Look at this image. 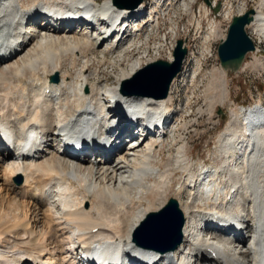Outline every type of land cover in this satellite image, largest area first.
<instances>
[{
  "label": "bare ground",
  "instance_id": "1",
  "mask_svg": "<svg viewBox=\"0 0 264 264\" xmlns=\"http://www.w3.org/2000/svg\"><path fill=\"white\" fill-rule=\"evenodd\" d=\"M65 6L76 13L86 8L103 30L80 20H50L51 26L40 17L41 8ZM100 7L96 0H0V51L4 52L0 57V126L9 124L24 135L33 130L36 139L43 141L23 157L0 148V264H77L75 239L86 244L82 247L92 242L98 247H122L116 264H144L150 258L132 247L131 240L145 217L162 210L168 197L176 200L185 224L181 244L167 253L165 261L193 246L214 248L231 264H264V127L258 126L264 121L260 110L264 104L259 100L254 107L235 106L229 98L227 71L214 70L210 113L216 102L231 101L233 106L210 153L218 165L191 164L185 143L177 147L172 164H154L162 147L177 146L174 138L173 144L166 139L178 121H170L175 113L167 99L176 84L163 100L132 94L125 100L118 90L121 82L153 60L144 48L147 41L138 44L144 50L140 57L131 61L129 55L137 48L134 41L157 29L156 1L142 26L146 5L118 9L107 0ZM254 10L249 35L263 42L264 0H257ZM169 12V8L161 10L164 17ZM27 17L39 20L38 25L24 27ZM100 18L109 20L112 36ZM145 26L149 34L147 30L142 34ZM200 41L197 55L205 61L212 55V42L208 37ZM110 55L125 65L118 66L117 84L107 87L97 79L98 68L91 70L89 64L99 56L102 65ZM248 68L255 72L264 68V56L255 58L253 64L245 62L240 72ZM196 74L194 69L192 76ZM55 75L57 82L51 80ZM112 102L123 116L134 112L146 122L163 125L162 129L157 135H145L137 146L112 154L116 140L104 141L100 131L104 107ZM110 118L107 128L118 122L115 115ZM61 127L77 136L94 134L95 159L60 153L56 143ZM177 173L181 175L178 183L174 180ZM17 178L22 179L19 186ZM215 215L222 217L225 227H229L226 219H244L247 232L222 245L196 236L197 225L203 220L213 222ZM75 231L81 232L77 238Z\"/></svg>",
  "mask_w": 264,
  "mask_h": 264
},
{
  "label": "rangeland",
  "instance_id": "2",
  "mask_svg": "<svg viewBox=\"0 0 264 264\" xmlns=\"http://www.w3.org/2000/svg\"><path fill=\"white\" fill-rule=\"evenodd\" d=\"M96 1L98 2L99 6L102 7L107 0ZM245 1L248 6L247 10L253 8L257 2V0H232L233 4H239L240 2ZM151 2L152 0L148 1L149 4ZM176 2L177 6L173 13L174 16L173 18H171V20L168 21L165 19L163 21H157V23H159L158 27L152 34L150 33V31H148L147 34L150 33L149 36H146V38L142 37L144 39L141 38V41L133 42L137 43V48L130 53L129 60L134 61L136 58L140 57L143 54L144 50L139 49V46L141 45L138 44L144 43L145 41H147L148 44H146L144 48L148 49L149 57L153 59L152 62L158 60H167L168 62H170L168 60V52L175 48V43L178 40H187L190 47L196 44V27L198 21H200V18L198 17L199 15L196 12L197 8L203 3V0H176ZM187 3L188 5L190 4L189 8H185L184 6V4ZM144 23L145 20H142L139 25L142 26ZM146 29L147 27H144L143 31H145ZM170 29H172V31ZM200 42L201 41L199 40L197 45L199 47L198 50H196V54L201 48ZM260 47V49L263 50L262 55L264 56V49H262L263 46ZM216 52L217 46L215 44L212 48V55L206 57L205 60V62H209L208 64H206L209 67L218 66L217 57L215 56ZM171 53L172 52H170V54ZM258 57L259 56H249V58L247 57L246 61L249 64H253L255 58ZM98 59H100L99 56L97 59H92L89 66L91 70L98 68L100 75L97 79L98 81H100L99 83L107 87L112 84H117V75L120 70L118 66L123 67L125 65L124 61H118L110 55L102 65H99ZM147 65L148 64H144L141 69ZM191 68H189L187 73H184L183 77L177 83L178 85H176V88H173V94H171V96L167 98L170 101L169 108L175 113V118L171 117L170 121L174 119H178V121L169 129L170 133H167L166 139L167 142L171 143L174 138L177 146H171V150H169L168 144L162 147L159 151V156L154 162V164L156 165H165L167 164V162L172 164V159L175 157L177 147H179L183 143L187 144L188 146L187 151L191 164L200 162L207 165L216 164L217 166L219 163L217 159L210 155V153H212L215 148L217 137L222 132L225 126L224 121L225 119L227 121L226 117H228L230 108H232L233 106H230L231 101L229 102V104L227 103L222 105H219V103L216 102L214 113L211 114L210 108L208 107L210 106L212 99L210 86L212 85L213 74H211L210 79L209 74L206 75V70H201L202 74L200 73L195 80L197 81V85L193 83L195 86H192V84L189 82L190 79L187 78V75L189 74ZM67 71L71 74L76 73V71L70 68H67ZM227 74L229 75L230 79L229 98L231 97L232 103L235 104V106L241 107L244 105V107H254V105H256L259 100H261L264 104V68L256 72L248 68L243 72H239L236 74ZM199 78H201L200 82ZM183 80H185L186 82ZM123 82L120 83L119 90L121 89V85L123 84ZM125 89L128 91L134 90V88L131 86L126 87ZM173 143L174 142H172V144ZM180 176L181 175L179 173L175 175L174 180L175 182L177 181L176 183H178V180H180ZM15 183L17 186H19L16 179ZM168 198L170 199L172 197Z\"/></svg>",
  "mask_w": 264,
  "mask_h": 264
},
{
  "label": "water",
  "instance_id": "3",
  "mask_svg": "<svg viewBox=\"0 0 264 264\" xmlns=\"http://www.w3.org/2000/svg\"><path fill=\"white\" fill-rule=\"evenodd\" d=\"M210 5L209 0H204ZM118 8L137 9L143 0H112ZM219 5L213 10L217 12ZM255 11L253 9L242 16L234 17L229 26L227 37L218 46V57L221 67L231 73H235L241 67L245 56L253 52L255 47L246 33L245 27L253 21ZM183 42L178 40L173 52L172 61L158 60L139 70L133 78L124 81L122 87H133L134 90L126 92L129 95L149 97L158 100L167 98L173 79L181 71L186 56ZM57 82V76L52 78ZM183 216L178 208L176 200L169 199L162 210L149 213L137 229V241L151 248L174 250L181 243V231Z\"/></svg>",
  "mask_w": 264,
  "mask_h": 264
},
{
  "label": "built area",
  "instance_id": "4",
  "mask_svg": "<svg viewBox=\"0 0 264 264\" xmlns=\"http://www.w3.org/2000/svg\"><path fill=\"white\" fill-rule=\"evenodd\" d=\"M229 1L230 0H222L221 2L222 12L218 13L216 16H213L214 19L219 18L218 20L219 33L218 34H220V39L222 38V36L226 34L228 24H229L231 17L235 14H239L240 10L242 9L241 5H235L234 7H231V5L229 4ZM198 15H200V11H198ZM204 17H206V15H204ZM202 20L203 18H200V21ZM211 22H213V20H211ZM207 25H210V24L207 23Z\"/></svg>",
  "mask_w": 264,
  "mask_h": 264
}]
</instances>
